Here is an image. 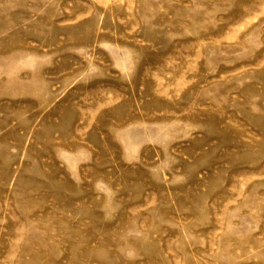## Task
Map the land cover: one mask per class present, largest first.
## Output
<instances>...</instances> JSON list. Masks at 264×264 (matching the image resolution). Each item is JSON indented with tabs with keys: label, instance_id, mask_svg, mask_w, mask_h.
Masks as SVG:
<instances>
[{
	"label": "rangeland",
	"instance_id": "rangeland-1",
	"mask_svg": "<svg viewBox=\"0 0 264 264\" xmlns=\"http://www.w3.org/2000/svg\"><path fill=\"white\" fill-rule=\"evenodd\" d=\"M0 264H264V0H0Z\"/></svg>",
	"mask_w": 264,
	"mask_h": 264
}]
</instances>
